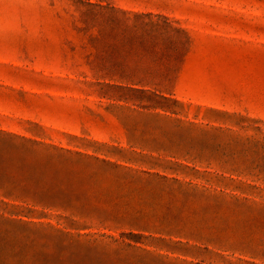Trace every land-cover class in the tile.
Listing matches in <instances>:
<instances>
[{"label": "rangeland", "instance_id": "374dc122", "mask_svg": "<svg viewBox=\"0 0 264 264\" xmlns=\"http://www.w3.org/2000/svg\"><path fill=\"white\" fill-rule=\"evenodd\" d=\"M0 264H264V0H0Z\"/></svg>", "mask_w": 264, "mask_h": 264}, {"label": "trees", "instance_id": "16d2710c", "mask_svg": "<svg viewBox=\"0 0 264 264\" xmlns=\"http://www.w3.org/2000/svg\"><path fill=\"white\" fill-rule=\"evenodd\" d=\"M157 64H159V60L158 59L155 60L154 62H151V63H147V61H142V60H139V62H138V65L141 66V67L142 66H147V65L148 66H150V65H156L157 66ZM125 79L132 81V83L141 84V83H143L145 81L146 78L145 77H143V78H136V75L135 74H130V77L125 78ZM135 79L136 80L139 79V80L136 81Z\"/></svg>", "mask_w": 264, "mask_h": 264}]
</instances>
